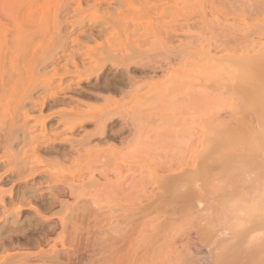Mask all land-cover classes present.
Instances as JSON below:
<instances>
[{
	"label": "rangeland",
	"instance_id": "obj_1",
	"mask_svg": "<svg viewBox=\"0 0 264 264\" xmlns=\"http://www.w3.org/2000/svg\"><path fill=\"white\" fill-rule=\"evenodd\" d=\"M100 1L104 8H92L93 0H0V264H217L224 256L227 264H247L248 251L264 250V234L253 230L255 245L248 244L232 227L253 174L244 170L245 184L231 190L226 178L210 180L220 173L215 168L199 190L183 187L163 198L155 180L195 173L203 161L196 157L213 148L205 146L214 136L209 126L223 129L240 118L229 92L233 69L239 59L264 58V0ZM102 29L101 38H85ZM75 51L77 64L85 53L117 58H85L79 82L62 76L64 67L75 70L68 57ZM45 82L51 90L70 85L69 104L42 107L50 99ZM16 89L27 94L23 105ZM72 108L91 117L68 130L64 116ZM43 133L31 152L28 140ZM209 225L215 231L203 239Z\"/></svg>",
	"mask_w": 264,
	"mask_h": 264
},
{
	"label": "bare ground",
	"instance_id": "obj_2",
	"mask_svg": "<svg viewBox=\"0 0 264 264\" xmlns=\"http://www.w3.org/2000/svg\"><path fill=\"white\" fill-rule=\"evenodd\" d=\"M3 1V0H2ZM90 1H92V0H90ZM94 1V3H93V5H92V8H96V9H101L103 6L102 5H104L103 3H101V1L100 0H93ZM6 2V1H5ZM4 2V3H5ZM107 2V1H106ZM117 2V1H116ZM110 3V1L107 3V5ZM118 4H120V1L118 0V2H117ZM111 5V4H110ZM104 8V7H103ZM106 8V7H105ZM260 28H262V27H260ZM262 29H264V27L262 28ZM86 34V36H85V38H87V39H89V41L90 40H92V41H94L95 39H98V38H101L102 36H104V34H107V29H102L101 31H97V32H95V31H90V32H88V33H85ZM4 36V35H3ZM105 38V37H104ZM3 39H4V37H3ZM74 42H76L77 43V40L75 41L74 40ZM73 42V43H74ZM60 45V47H62L61 46V44H60V42L58 43V46ZM77 46L78 47H80L81 48V45L79 44V42L77 43ZM79 48V49H80ZM79 49H77V50H79ZM64 50V49H63ZM64 52H66V50H64ZM77 51H75V52H73V53H71L68 57H69V59H70V61H72V63H73V67H74V71H68V68L67 67H64V68H66V69H64V71H66V72H64L65 74L64 75H62V76H69L70 74H72V75H74V76H77V78L79 79L78 81L80 82V81H82L81 80V78H85V75L83 74V72L80 70V67H83V65H84V59L86 58V59H88L89 61H93L94 63H96L99 59L102 61V62H104V61H106V60H109V59H112L113 57H115V58H117L115 55L113 56L112 55V52L113 51H104V52H102L101 54H100V56H102V57H100V58H98V56L97 55H91V54H80V56L82 57H84V58H82V60H83V62H82V60L80 61L81 63H78L77 64V59H75V57H76V55H78L77 53H76ZM259 55V54H258ZM261 55H264V54H262L261 53ZM51 56V58H53L54 57V55H50ZM261 57V56H260ZM264 57V56H263ZM126 58V59H125ZM125 58H122V59H125V60H130V56H127V57H125ZM132 58V57H131ZM259 58V57H258ZM129 62H132L131 60L129 61ZM102 66H98L97 68H96V71L95 72H97L98 70L99 71H101L102 69ZM219 70H216V71H220V68H218ZM221 70H224L223 68H221ZM226 70V69H225ZM234 71H236L237 72V75H233V77H235V79L234 78H232L231 80H233V81H235V82H232V83H234L233 85H231L230 83H229V85H231L232 86V88H230V90H229V88H228V90H229V92L231 91V93L230 94H232V95H234L235 97H234V99H236V101H237V103H236V105H238L239 106V108H240V113H241V116H240V118L239 119H237V118H234L233 119V123H232V125L230 126H226V127H224L223 129H221L220 127H218L219 125H217L216 123V125H214L213 123V125H211V127L209 126V128H208V130H209V132H210V134H213L214 136H212L213 138H212V140L211 139H209V141H207L208 142V144L205 142V146L207 145H211L212 147V149H211V151L209 150L208 151V153L209 154H205V156H202L201 154H199L196 158L197 159H199L200 157H203V161H202V164L200 163V165H199V162H198V164H197V170H198V172H197V170H196V172L195 173H191V171H190V173H184L183 172V174H180V175H178L177 177H174V178H168V179H166V178H157L156 177V180H155V177L153 178L154 180H155V183L157 184H159V189L161 190V193L158 195L159 197H167L166 195L167 194H170V193H172V192H175V191H179L181 188H190L191 186L193 187L192 189H195V188H197L198 190H199V186L198 185H196V184H198V182H202V179H204V178H210L211 176L213 177L214 175L212 174V172H213V170L216 168V171L217 170H219V174H216V176L217 177H214V178H212V179H210L211 181L212 180H214V179H221V178H223V179H225L226 178V181H225V183H226V187L227 188H231V190L236 186V187H238V186H240L241 184H245V183H243L245 180V176H244V174H243V172H244V170L246 171V173L245 174H249L250 173V175L251 174H253L254 175V177H252V178H254V181H253V179H252V182H254L255 184L253 185L254 187L252 188V190L251 189H249L250 191H252L251 193H248V192H246V194H245V191H247L248 190V188H250V186L249 187H242V189H247V190H243L244 191V193L242 192L241 194H243V195H241L240 196V194L238 193V195L240 196V198L242 197V198H244V194H245V196H246V198L245 199H242V203L240 204V206H238V210L236 209V208H234V209H236L237 210V212H238V215H237V222H236V219H235V217H233V219H235V224H234V226L232 227V228H234V229H237L238 231H240V232H242V234H241V236L242 235H244L245 234V236H244V239L245 240H243V241H245L246 243L248 242V244H250V241L252 242V240H253V237L252 236H254V235H252V234H250V233H254V232H256V233H258V231H254L253 232V230H259V231H261V234L260 233H258L256 236H258V235H262V234H264V58L263 59H253V58H251V57H245V58H242V59H239V60H237V62H236V64H235V67H234V69H233ZM98 71V72H99ZM218 72H216V74H217ZM235 73V72H234ZM55 74H56V72H55ZM56 75H58V74H56ZM55 75V76H56ZM71 75V76H72ZM88 77L89 76H86V79H88ZM215 82L217 81V80H214ZM78 82V83H79ZM214 82V83H215ZM43 83V82H42ZM41 83V84H42ZM46 83V82H45ZM50 83V82H49ZM49 83L47 84H45V86L43 85V87H44V90L45 91H47V93L49 94V102L48 103H44L43 102V104H42V107L43 106H49V108H54L55 109V107H63L64 105H68L69 103L67 102V98H66V95L68 94V93H70V92H75V91H72L73 89H71V86L70 85H68L65 89H61V91L58 89V87L55 89V90H51L50 89V87H49ZM44 84V83H43ZM187 84V85H186ZM215 84H217V82L215 83ZM3 87H4V91L5 92H3V94L5 93V96H6V92H8V91H6V87L4 86V84L2 83L1 84ZM7 85V84H6ZM182 85H183V83H182ZM185 85L186 86H188V87H185ZM1 86V87H2ZM183 87L184 88H190L189 87V84L188 83H184V85H183ZM192 88V87H191ZM24 89V88H23ZM23 89H21V91H23ZM43 89V88H42ZM1 90H2V88H1ZM0 90V91H1ZM17 90L18 89H16V92L15 93H17L18 94V92H17ZM61 92V94H63L65 97H61V95H59L60 94V92ZM44 91V92H45ZM51 91V92H50ZM25 92V91H24ZM19 93V94H21L19 97H18V99H19V104H21V102L20 101H22L23 102V100L25 99V95H27V94H25V93ZM50 92V93H49ZM46 93V92H45ZM2 94V95H3ZM8 94V93H7ZM16 94V95H17ZM18 94V95H19ZM231 95V96H232ZM60 96V97H59ZM6 97H8V96H6ZM28 97V96H27ZM9 98V97H8ZM44 98V97H43ZM42 98V99H43ZM48 98V97H47ZM1 99V98H0ZM3 99V98H2ZM41 99V100H42ZM6 100V101H5ZM3 99L2 101H4L3 103H2V105L4 104L5 105V103L7 102V99ZM233 100V99H232ZM1 101V100H0ZM43 101H45L44 99H43ZM70 101V100H69ZM235 100H234V102H236ZM16 102V101H15ZM8 103H9V101H8ZM25 103V102H24ZM42 102H40V104H41ZM3 105V106H4ZM6 105H7V103H6ZM21 105H23V103L21 104ZM25 105V104H24ZM39 105V104H38ZM8 106V105H7ZM41 106V105H40ZM47 106V107H48ZM234 106H235V104H234ZM5 107V106H4ZM23 107V106H22ZM67 107H70V105L69 106H67ZM75 107V106H74ZM2 108V107H1ZM7 108H9V106L7 107ZM6 108V109H7ZM23 108H25V107H23ZM23 108L21 109V110H23ZM39 108V107H38ZM41 108V107H40ZM52 108V109H53ZM233 109H235L236 108V106H235V108L234 107H232ZM17 109H18V107H17ZM74 108H72L71 109V111H69L68 113H64L65 114V118H66V120H65V122H64V124L63 125H65V128L67 127V129H68V127L71 129H73L76 125H78L77 123H79L81 120V122H83V121H87V118H90L91 116H88V115H86V114H84V113H82L81 114V111L79 112L78 110H76L75 111V109L73 110ZM3 110H5V109H3ZM8 110V109H7ZM70 110V109H69ZM25 111V110H24ZM78 111V112H77ZM65 112V111H64ZM5 113H6V110H5ZM54 113H59V112H52V114H53V116H55V114ZM60 113H62V112H60ZM27 114V113H26ZM51 114V113H50ZM49 114V115H50ZM52 114L50 115L51 117H52ZM63 114V115H64ZM18 115V114H17ZM20 115V114H19ZM49 115H48V117H49ZM61 115V114H60ZM59 115V116H60ZM255 116V118H256V120H257V125H258V123H259V127L261 128V130L260 129H258V127L256 128L253 124H252V119H249L251 116ZM21 116V115H20ZM25 116V115H24ZM23 116V117H24ZM26 117H28V116H25L24 118H26ZM50 117V118H51ZM63 117V116H62ZM236 117H237V115H236ZM238 117H239V115H238ZM17 118H18V116H17ZM21 118V117H20ZM19 118V119H20ZM5 119V118H4ZM18 119V120H19ZM23 119V118H22ZM27 119V118H26ZM26 119L24 120V121H26ZM30 119V118H29ZM52 119V118H51ZM51 119H49V120H51ZM64 119V118H63ZM17 120V121H18ZM255 120V121H256ZM251 121V122H250ZM226 125V124H225ZM11 126V125H10ZM9 126V127H10ZM11 128V127H10ZM18 128V127H17ZM16 128V129H17ZM22 128V127H21ZM15 129V130H16ZM19 129V128H18ZM71 129V130H72ZM221 129V130H220ZM5 130V129H4ZM21 130V129H20ZM69 130V129H68ZM260 130V131H259ZM11 131V130H10ZM14 131V130H13ZM22 131V130H21ZM256 131H259V132H256ZM44 132V131H43ZM208 132V133H209ZM8 133V132H7ZM12 133V132H11ZM26 133V132H25ZM14 134V133H13ZM31 134V133H30ZM47 136H48V134H46ZM44 133H43V137H40V138H37V137H30V139L28 140V141H30V143H29V147H31L30 145L32 144L33 146H32V150H31V152H35L36 151V149H39V145H40V143L44 140L45 141V136H46ZM209 135V134H208ZM28 136V135H27ZM40 136V135H39ZM210 137V136H209ZM25 138V137H24ZM48 138V137H47ZM22 139V138H21ZM15 139H13L12 141H14ZM16 141V140H15ZM55 142V141H54ZM47 142H45V144H46ZM27 144V142L25 143V145L24 146H27L26 145ZM48 144V143H47ZM74 144V143H73ZM44 145V144H43ZM85 145V144H84ZM83 145V146H84ZM0 147H3V146H0ZM46 147V146H45ZM209 147V146H208ZM28 148V147H27ZM74 148V147H73ZM72 148V149H73ZM30 150H28V151H30ZM21 151H23L22 149H21ZM66 152V151H65ZM24 153H26V152H24ZM28 153V152H27ZM26 153V154H27ZM36 153H37V151H36ZM48 154V153H47ZM64 154V153H63ZM66 154V153H65ZM35 155V154H34ZM33 155V156H34ZM37 155V154H36ZM9 156V155H8ZM26 156V155H25ZM11 158V157H10ZM195 158V159H196ZM8 159H9V157H8ZM15 159V158H14ZM197 159L196 160H194V163H195V161H197ZM4 160V159H3ZM7 160V159H6ZM21 160V159H20ZM201 160H202V158H201ZM15 161H16V159H15ZM18 162V161H17ZM35 162H36V160H35ZM34 162V163H35ZM18 163H20V166L19 165H17V166H19L20 168L24 165L25 166V160H24V162L23 161H21V162H18ZM30 163H31V161H30ZM37 163V162H36ZM1 165V164H0ZM31 165V164H30ZM37 165V164H36ZM243 165L245 166V169H244V167H243ZM15 166V165H14ZM242 166V172H241V167ZM3 167V166H2ZM196 168V167H195ZM247 169V170H246ZM4 171H7L8 169L6 168V170L5 169H3ZM189 171V170H188ZM212 171V172H211ZM215 171V170H214ZM21 172V171H20ZM182 172V171H181ZM186 172V171H185ZM194 172V171H193ZM238 172H241V174L240 173H238ZM4 173V172H3ZM218 173V172H217ZM16 174V173H15ZM32 174V173H31ZM156 174H158V173H156ZM212 174V175H211ZM242 174H243V176H242ZM247 174V175H248ZM27 175V174H26ZM36 175V174H35ZM21 176V175H20ZM25 176V175H24ZM29 176H31L30 175V173H29ZM33 176H34V174H33ZM51 176V175H50ZM2 177V176H1ZM26 177H28V176H26ZM53 177V176H52ZM54 178H56V179H59V178H57V177H55V175H54ZM1 179V178H0ZM17 179V178H16ZM26 179V178H25ZM51 179V178H50ZM53 179V178H52ZM249 179V178H248ZM12 180H14V179H12ZM24 180V179H23ZM48 180H49V177H48ZM244 180V181H243ZM250 180V179H249ZM248 180V181H249ZM4 181V180H3ZM20 181V180H19ZM53 181H55L54 179H53ZM52 181V182H53ZM59 181V180H58ZM147 181H149V180H147ZM243 181V182H242ZM246 181H247V179H246ZM151 182V181H150ZM154 182V181H153ZM154 183V184H155ZM236 183H241L240 185L238 184V186L237 185H235ZM137 184H138V182H137ZM140 184V183H139ZM138 184V185H139ZM148 184H149V182H148ZM247 185H249L248 183H246ZM250 184L252 185V183L250 182ZM244 186V185H243ZM135 187V186H134ZM14 189V188H13ZM21 189H23V188H21ZM26 189V188H25ZM34 189V188H33ZM156 189V188H155ZM154 189V191H156ZM241 188H240V190H242ZM37 190V189H36ZM72 190V189H71ZM74 190H75V188H74ZM159 190V191H160ZM185 190V189H184ZM238 190V192L240 191L239 190V188L237 189ZM236 189L234 190V191H237ZM23 191V190H22ZM9 192V191H8ZM8 192H7V194H8ZM28 192V191H27ZM157 192H158V190H157ZM18 193V192H17ZM83 193V192H82ZM182 193V192H181ZM180 193V194H181ZM80 194H81V192H80ZM91 194V193H90ZM89 194V195H90ZM175 194V193H174ZM249 194V195H248ZM12 195V194H11ZM34 195V194H33ZM32 195V196H33ZM79 195V194H78ZM92 195V194H91ZM95 195V194H94ZM156 195V196H157ZM165 195V196H164ZM184 195V194H183ZM233 195H237V194H234L233 193ZM80 196V195H79ZM157 196V197H158ZM177 196H178V193H177ZM176 196V197H177ZM238 196V197H239ZM248 196V197H247ZM22 197V196H21ZM20 197V198H21ZM158 197V198H159ZM169 197V196H168ZM237 197V198H238ZM187 198V197H186ZM186 198H185V196H181L180 197V199L179 200H181V201H185L186 200ZM189 199V198H188ZM17 200V199H16ZM157 200V199H156ZM175 200V199H174ZM20 201V200H19ZM164 201V200H163ZM235 201V200H234ZM2 202H3V199H2ZM7 202V201H6ZM170 202V201H169ZM173 202V201H172ZM186 202H189V201H187L186 200ZM55 203V202H54ZM239 203V202H238ZM237 203V204H238ZM169 204V203H168ZM167 204V205H168ZM176 204V203H175ZM239 205V204H238ZM13 206V205H12ZM6 207V206H5ZM84 207V206H83ZM86 207V206H85ZM154 207V206H153ZM228 207H230V206H228ZM16 208V207H15ZM62 208H64V206L62 207ZM81 208V207H80ZM182 209H183V207H181ZM65 209V208H64ZM73 209V208H72ZM85 208H83V210H84ZM234 209H232V211H234ZM16 211H17V209H15ZM20 210L21 209H19L18 211H17V213L19 212V213H21L20 212ZM66 210V209H65ZM86 210V209H85ZM84 210V211H85ZM187 210H188V208H187ZM235 210V211H236ZM68 211V210H67ZM83 211V212H84ZM142 211H145V209L144 210H142ZM3 212V211H2ZM64 212V211H63ZM81 212H82V209H81ZM139 212H140V210H139ZM4 213V212H3ZM18 213V214H19ZM88 213V212H87ZM233 213V212H232ZM85 214H86V211H85ZM174 214V213H173ZM6 217H7V215H5ZM8 217H9V215H8ZM80 217V216H79ZM205 218V217H204ZM231 220V219H230ZM168 221H170V220H168ZM63 222V221H62ZM230 222V221H229ZM209 223V222H208ZM165 224H167V223H165ZM205 224V223H204ZM207 224V223H206ZM214 224H215V222H214ZM229 225V224H228ZM158 226H160V225H158ZM158 226H156V227H158ZM199 226H201L200 224H199ZM203 226V225H202ZM226 226V225H225ZM161 227H162V225H161ZM208 227V226H207ZM207 227H204V230H202L201 228V230L204 232H202V231H200L199 233H203V234H201V236L203 235V236H205V239H206V236L208 237V234H210V232L209 231H213V230H211V229H213L212 227L213 226H211V225H209V230L207 229ZM230 227V226H229ZM163 228V227H162ZM198 228V227H197ZM196 229V228H195ZM228 229V228H227ZM242 230V231H241ZM197 231V230H196ZM215 231V230H214ZM213 231V232H214ZM229 231H231V229L229 230ZM228 231V232H229ZM263 231V232H262ZM212 232V233H213ZM197 233V232H196ZM198 233V234H199ZM225 233H226V231H225ZM230 233V232H229ZM244 233V234H243ZM252 235L251 237L250 236H248V235ZM200 235V234H199ZM202 236V237H203ZM224 236H226V235H224ZM255 236V238H257ZM263 236V235H262ZM196 237V236H195ZM249 237V238H248ZM264 237V236H263ZM165 238V237H164ZM247 238V239H246ZM250 238H252V239H250ZM254 238V239H255ZM259 238V237H258ZM258 238H257V240H258ZM168 239V238H167ZM193 239V238H192ZM203 239H204V237H203ZM249 239V240H248ZM195 240V239H194ZM212 240V239H211ZM229 240H231L232 241V238L231 239H229ZM247 240V241H246ZM256 240V239H255ZM255 240H254V242H255ZM262 241L264 240L263 238L261 239ZM166 241V240H165ZM168 241V240H167ZM205 241V240H204ZM225 241H227V240H225ZM203 242V241H202ZM208 242V241H207ZM257 242V241H256ZM261 242V241H260ZM192 243V242H191ZM205 243H206V241H205ZM211 243V242H210ZM253 243V242H252ZM197 244V243H196ZM199 244V243H198ZM202 244H204V243H202ZM242 244V246L241 247H243V246H245V243H242V242H240V243H234L233 245H234V247H237L238 249L239 248H241V247H239L240 245ZM254 244V243H253ZM264 244V243H263ZM192 245V244H191ZM201 245V244H200ZM206 245V244H205ZM210 245V244H209ZM230 246H232V243H230L229 244ZM255 245V244H254ZM253 245V246H254ZM156 246V245H155ZM155 246H153V247H155ZM229 246V247H230ZM250 246V245H249ZM263 247H264V245H262ZM207 247H209L208 245H207ZM233 247V248H234ZM258 247V246H257ZM210 248V247H209ZM236 248V249H237ZM244 248V247H243ZM242 248V249H243ZM246 248V251H247V247H245ZM251 248V247H250ZM254 248H256L255 246H254ZM158 249V248H157ZM197 249V248H196ZM206 249H208V248H206ZM224 249V248H223ZM226 249V248H225ZM235 249V248H234ZM235 249V250H236ZM218 250H220V249H218ZM217 250V251H218ZM253 250V249H252ZM224 251V250H223ZM245 251V252H246ZM254 251V250H253ZM253 251H248L247 252V256H244L245 258L247 257V259L245 260V261H247L246 263L247 264H249L248 262H252V260L255 258V260H253V264H257L258 262H259V264H264V250L262 249V250H260L262 253H260L259 254V252H258V254L257 253H253L252 255H254V254H257L256 255V257H255V255L254 256H252V255H250L249 254V252L250 253H252ZM259 251V250H258ZM219 252V251H218ZM221 253H222V251H220ZM198 253V252H197ZM231 255H232V257H233V255H234V257L233 258H235V260H236V257L238 258V256L239 255H237L236 253H232V254H230L229 253V257L228 258H230V260H231ZM236 255V256H235ZM246 255V254H245ZM201 256V255H200ZM223 256H224V254H223ZM241 256H243V255H241ZM252 256V257H251ZM257 257H259L258 259L260 260L261 259V261H259L258 259H257ZM224 258L225 259H223L221 262H218L217 264H223V263H226L227 264V262H228V260L226 259V257L224 256ZM263 258V259H262ZM194 259V258H193ZM215 259H217V258H215ZM243 259V258H242ZM241 259V260H242ZM258 261H257V260ZM218 260L220 261V259L218 258ZM244 260V259H243ZM250 260V261H249ZM180 261V260H179ZM202 261H203V259H202ZM217 261V260H216ZM216 261L214 260V262L216 263ZM223 261H225V262H223ZM231 261H233V260H231ZM237 261V260H236ZM255 261L257 262V263H255ZM9 262H10V260H9ZM235 262V261H234ZM233 262V263H234ZM194 263V262H193ZM192 262H191V264H193ZM205 263V262H204ZM209 263V262H208ZM230 263V262H229ZM242 263H244L245 264V262H241L240 264H242ZM252 263H250V264H252ZM4 264V263H3ZM212 264H213V262H212ZM234 264H236V263H234Z\"/></svg>",
	"mask_w": 264,
	"mask_h": 264
}]
</instances>
